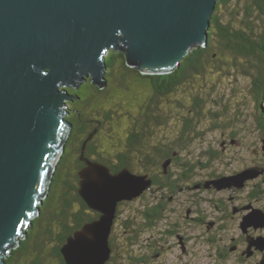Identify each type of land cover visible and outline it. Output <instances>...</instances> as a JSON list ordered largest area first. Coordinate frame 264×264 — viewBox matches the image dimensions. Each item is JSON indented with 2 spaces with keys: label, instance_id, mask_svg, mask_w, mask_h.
Segmentation results:
<instances>
[{
  "label": "water",
  "instance_id": "obj_1",
  "mask_svg": "<svg viewBox=\"0 0 264 264\" xmlns=\"http://www.w3.org/2000/svg\"><path fill=\"white\" fill-rule=\"evenodd\" d=\"M221 0H0V264L41 213L73 130L70 90L91 79L108 86L107 56L123 52L144 75L174 72L194 48L206 47ZM79 194L100 218L70 236L66 264H107L121 203L152 189L148 175L118 173L85 158ZM264 143V140H263ZM264 150V145H263ZM171 160L164 163L167 173ZM264 174L247 168L209 180L206 188L242 189ZM245 209H252L251 206ZM264 229V211L244 216V233ZM248 249L264 252V236L249 235ZM256 264H264V256Z\"/></svg>",
  "mask_w": 264,
  "mask_h": 264
},
{
  "label": "trees",
  "instance_id": "obj_2",
  "mask_svg": "<svg viewBox=\"0 0 264 264\" xmlns=\"http://www.w3.org/2000/svg\"><path fill=\"white\" fill-rule=\"evenodd\" d=\"M224 8L232 13L227 20L225 17L230 15L223 11ZM106 61V88L101 89L88 79L80 89L70 90L73 95L79 96V99L69 102L72 108H69L70 115L66 118L73 123L71 136L58 163L50 192L41 206V213L34 220L27 237L21 240V245L6 258L7 264H66L61 250L68 238L100 218V213L89 208L79 194V172L85 167V162L81 160L82 148L92 134L94 137L85 151L86 159L107 165L113 173L128 168L135 174L148 175L155 186H162L160 182L163 180L174 179L170 168L179 164V142H183V132L192 128L193 119L190 115H183L181 110H184V105L182 107L177 101H165L189 87L191 90L187 91L193 99L200 79L207 74L217 72L218 75H232L234 79L238 76L249 79L257 110L262 111L258 125L264 137V0L219 1L211 19L208 45L194 48L181 66L170 74L144 75L128 66L123 52L111 51ZM115 88L127 93L120 99V104L108 107L102 102L113 97ZM137 100L139 103L135 104ZM194 100L191 108L198 109L203 101L197 96ZM121 103L130 104L128 120L119 118ZM171 106L176 109L174 116L184 125L179 142L154 145L158 129L168 123ZM109 137L114 140L112 144L105 140ZM168 160L171 164L166 175L164 163ZM186 177L183 174L179 180ZM174 181L177 183V180ZM256 193L254 191L252 196L255 197ZM163 200L145 206L140 211L141 222L137 223L135 219L126 221L124 232L129 235L125 240L130 250L138 248L140 232L154 230L164 220L167 197ZM120 214L118 210V217ZM164 233L166 237H173L177 230L170 229ZM154 244L148 246L153 247ZM111 246L114 249L115 238L112 236ZM126 251L121 261L113 251L107 264H148L147 258L135 257Z\"/></svg>",
  "mask_w": 264,
  "mask_h": 264
},
{
  "label": "rangeland",
  "instance_id": "obj_3",
  "mask_svg": "<svg viewBox=\"0 0 264 264\" xmlns=\"http://www.w3.org/2000/svg\"><path fill=\"white\" fill-rule=\"evenodd\" d=\"M230 8L232 11V1ZM223 11L230 15L225 17L226 20L231 17L230 9L224 8ZM199 82L200 86L198 90L194 91L193 99L189 96L188 91L191 90L189 87L186 90L181 89L165 101V103L178 102L182 107L184 105V110L181 111L184 116L190 115L193 119L192 128L186 133L183 132L184 125L174 116L176 109L174 110L171 106L168 123L158 129V138L153 142L154 145L168 142L178 143L183 132V136H181L183 142H179V144L184 147L178 149L179 164H173L170 168L173 178L179 181L177 184L182 189L178 190L175 195L170 194L173 199L170 201L171 205L168 206L164 220L154 230L140 232V244L138 248L132 250L129 249L125 240L129 235L124 232L126 221L135 219L137 223L141 222L140 211L148 204L158 200L150 190L142 197L132 202H124L120 206L121 214L115 222L112 233V238H115L113 251L118 261L125 257L126 250L135 257L147 258L148 264H256L264 255V252L257 251L254 257L248 258V260L241 256L247 248L246 236L240 228L241 220L244 214L251 211L244 209L241 214L238 213L236 219L233 218L234 205L253 204L264 209V174L247 181V185L245 184L244 188L237 190L236 193L232 189V246L240 244V248L236 252L230 251L231 236L228 228L209 231L207 225L198 223L200 226H195L197 223L190 221L191 218H198L203 213L205 217H208L209 222L215 221V218L219 216L214 208L215 204L218 205L217 198L228 199L229 193L225 191L217 195L213 191L206 190L201 194L199 188L188 189L185 187H193L195 184L213 179L210 178L213 174H235L257 165L264 168V137L258 125L262 111L257 110L256 102L250 91L249 79L244 76L234 79L232 75L226 76L224 73L218 75L217 72H213L207 74ZM126 93L125 90L115 88L112 93L113 97L109 100L104 99L102 103H107L108 107L120 104V99L124 98ZM196 96L203 101L198 109L191 108L195 103ZM138 103V100L135 101V104ZM121 104L119 118H122L123 121L128 120L130 104ZM105 140L109 144L114 142L110 137ZM183 174H186L187 177L181 181L179 177ZM252 191L257 192L254 199L248 197ZM215 192L218 193L216 190ZM194 206H199L202 213L193 212L188 218V210ZM176 223L179 225L178 228L172 226ZM170 229L177 230V234L185 237L186 242L179 245L177 234L173 237H166L164 232ZM252 233L258 237L264 235V229H252ZM21 240L19 245H21ZM153 242L154 246L149 247L148 245Z\"/></svg>",
  "mask_w": 264,
  "mask_h": 264
},
{
  "label": "flooded vegetation",
  "instance_id": "obj_4",
  "mask_svg": "<svg viewBox=\"0 0 264 264\" xmlns=\"http://www.w3.org/2000/svg\"><path fill=\"white\" fill-rule=\"evenodd\" d=\"M73 90V89H72ZM71 103H69V108L71 109ZM172 167V166H171ZM256 167L260 168V169H264L263 167H261L260 165H257ZM169 168V167H168ZM249 168H252V167H249ZM247 169V168H246ZM165 174H169V171L167 170V173L165 171ZM221 176H232V173L231 174H228V175H217V174H213L212 176H210V178H218V177H221ZM213 179H210V180H213ZM176 180V179H175ZM182 181V180H181ZM209 180H206V181H203L201 183H198V184H195L193 187L192 186H187L185 188H188V189H191V188H199L200 189V193L203 194L206 190L208 192H211L213 191V193H216L217 195L220 194L221 192L224 193L225 191H228L229 193V197L228 199L226 198H223V197H220V198H217V203L218 205H214V208L217 210V213H218V217L215 218V221H211L209 222L208 221V217H205V214L203 213L202 215H200V217L198 218H191L190 221H194L196 222L197 224L195 226H198L200 223V225H207L208 226V229L209 231L212 230V229H215V230H221L222 228H228L229 229V232H230V251L231 252H236L239 248H240V244L239 245H233L232 246V189L233 191L236 193L237 190H240L238 188H230V189H224V190H216L214 187H211V188H206L205 187V184L208 182ZM179 182V181H177ZM160 183H162L163 185L162 186H155L154 185V181H153V185H152V189L151 191L154 193V197L159 201V202H162L163 199H165L167 197V200L168 202L166 203L167 205V209H165V214L166 212H168V206L171 205V202L173 197H170V194H176L178 190L182 189L180 187V185H178L177 183H175L174 179H171V181H161ZM247 185V184H246ZM174 186H177V189H174ZM244 188V187H243ZM218 191L217 192H215ZM254 191L250 192L249 196L248 197H254L252 196V193ZM164 201V200H163ZM214 201V200H212ZM248 206H251L252 209H261V208H258L256 206H254L253 204H249V205H246V206H235L234 205V210H233V218L236 219L237 215L241 214L244 209ZM252 209L250 211H252ZM262 211H264V209H261ZM193 212H200L202 213V209L199 208V206H194V207H190L189 210H188V218H190V214L192 215ZM239 213V214H238ZM250 213V212H248ZM247 213V214H248ZM244 214V213H243ZM247 214H244L243 217H242V220L244 219V216L247 215ZM227 222V223H225ZM242 223V222H241ZM199 225V226H200ZM173 227L175 228H178V224L176 223L175 225H172ZM229 226V227H227ZM240 228H241V225H240ZM242 229V228H241ZM252 229H254L253 227L249 228L248 229V233H244L243 231V234L246 236V242H247V248L246 250L248 249V236L251 235V236H254L256 237L253 233H252ZM171 230H175V229H171ZM243 230V229H242ZM255 230V229H254ZM261 236H264V235H261ZM179 237V238H178ZM177 238L179 240V245L181 244H184L186 241V238L185 237H181L177 234ZM185 239V240H184ZM187 244V243H186ZM246 250H244L241 254V256L243 257H246V260H248V258H251V257H254V255L256 254L257 250L256 249H253L254 250V253L251 255V256H248L247 254H245Z\"/></svg>",
  "mask_w": 264,
  "mask_h": 264
},
{
  "label": "bare ground",
  "instance_id": "obj_5",
  "mask_svg": "<svg viewBox=\"0 0 264 264\" xmlns=\"http://www.w3.org/2000/svg\"><path fill=\"white\" fill-rule=\"evenodd\" d=\"M112 51H113V50H112ZM110 52H111V51H110ZM109 54H110V53H109ZM107 57H108V56H107ZM255 167H256V166H255ZM41 206H42V205H41ZM247 210H251V209H247ZM100 216H101V215H100ZM116 220H117V219H116ZM29 230H30V229H29ZM29 230H28V231H29ZM257 230H258V229H257ZM25 238H26V237H25ZM110 239H111V238H110ZM20 240H21V239H20ZM19 244H20V243H19ZM19 244H18V245H19ZM17 247H18V246H17ZM15 248H16V247H14L13 249H15ZM12 252H13V250L11 251V253H12ZM263 256H264V255H263Z\"/></svg>",
  "mask_w": 264,
  "mask_h": 264
}]
</instances>
